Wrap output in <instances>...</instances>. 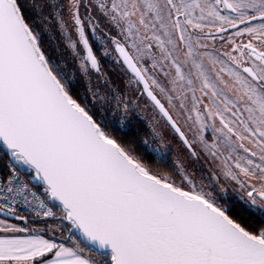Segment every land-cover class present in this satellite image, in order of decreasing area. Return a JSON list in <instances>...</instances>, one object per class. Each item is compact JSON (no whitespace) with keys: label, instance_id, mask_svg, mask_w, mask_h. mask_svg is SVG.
Listing matches in <instances>:
<instances>
[{"label":"snow or ice","instance_id":"1","mask_svg":"<svg viewBox=\"0 0 264 264\" xmlns=\"http://www.w3.org/2000/svg\"><path fill=\"white\" fill-rule=\"evenodd\" d=\"M30 13L134 97L81 102ZM0 156V264H264V0H0Z\"/></svg>","mask_w":264,"mask_h":264},{"label":"trees","instance_id":"2","mask_svg":"<svg viewBox=\"0 0 264 264\" xmlns=\"http://www.w3.org/2000/svg\"><path fill=\"white\" fill-rule=\"evenodd\" d=\"M44 2L45 0H25L26 6L29 8H31L33 4L43 5ZM30 16H34V13H30ZM28 22L34 24L36 31L40 33L42 50L45 51L50 60L61 65L66 75L71 80L73 95L79 98L81 102L91 101V93L88 91L90 87L93 90L99 89V96H105L106 98L113 92L116 87V79L110 71L111 66L108 61L110 60L109 58L102 59L101 67L104 77H101L95 72H92L88 77L82 76L71 51L66 48L65 41L60 32L53 25L45 27V25L40 22L38 16H34V19H29ZM105 77L110 83L106 82ZM96 107H108L115 111V101L106 99L102 102L97 98ZM124 132H126L127 135H123V139L133 144H138L140 140L147 139V136H150L146 125L137 118L134 122L131 120L130 122H126ZM118 135L122 134L118 133ZM241 217L247 219L248 214L246 212H241Z\"/></svg>","mask_w":264,"mask_h":264},{"label":"rangeland","instance_id":"3","mask_svg":"<svg viewBox=\"0 0 264 264\" xmlns=\"http://www.w3.org/2000/svg\"><path fill=\"white\" fill-rule=\"evenodd\" d=\"M108 61H109V64L111 66L110 71L112 72V74L114 75V78L116 79V81H115L116 87L114 90L117 93L126 94L129 96V98H133L135 95L133 87L127 84L126 77L121 72L120 68L117 65H115L111 59ZM139 103H140L139 108H136L134 110V112L130 111L128 113V121L130 122V120H131L134 122L137 118L141 122H143L146 125L147 129L149 130L150 136H147V139L151 142L153 140V136H152L151 129L149 127V122L152 120V110H151V108H145V104H146L145 100H140ZM116 114H117L116 117L118 120L124 115V113L120 112V111H117ZM161 131L164 132L166 139L171 141V143L169 144V147L172 149L173 154L179 153L182 150L181 146L179 145V141L173 136V134L169 130L161 129ZM171 159H172V157H169L170 161H171ZM191 167L193 170H195L197 172V174H199L201 164H197L195 162H192ZM10 222H15V221H10ZM34 226L35 227H42L43 224L37 223Z\"/></svg>","mask_w":264,"mask_h":264},{"label":"built area","instance_id":"4","mask_svg":"<svg viewBox=\"0 0 264 264\" xmlns=\"http://www.w3.org/2000/svg\"><path fill=\"white\" fill-rule=\"evenodd\" d=\"M6 158L3 157V156H0V173H6L7 172V169H6ZM30 218H32L30 215H29Z\"/></svg>","mask_w":264,"mask_h":264},{"label":"water","instance_id":"5","mask_svg":"<svg viewBox=\"0 0 264 264\" xmlns=\"http://www.w3.org/2000/svg\"><path fill=\"white\" fill-rule=\"evenodd\" d=\"M32 218H29V220L31 221Z\"/></svg>","mask_w":264,"mask_h":264}]
</instances>
